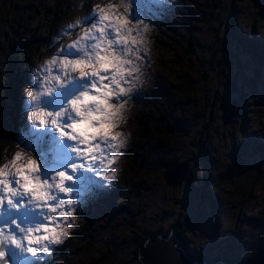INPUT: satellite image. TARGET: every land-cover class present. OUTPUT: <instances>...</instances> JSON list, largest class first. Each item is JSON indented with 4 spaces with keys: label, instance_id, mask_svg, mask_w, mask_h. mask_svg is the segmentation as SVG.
<instances>
[{
    "label": "rangeland",
    "instance_id": "obj_1",
    "mask_svg": "<svg viewBox=\"0 0 264 264\" xmlns=\"http://www.w3.org/2000/svg\"><path fill=\"white\" fill-rule=\"evenodd\" d=\"M52 1L57 2V0H48L45 4L39 2L26 4L36 14L32 22L26 26L20 23V20H25L28 16L27 10L21 8L24 2L16 1L14 6L18 9L7 16L16 26H19L18 30L14 31V35L18 37L8 46L9 42L6 40L10 33L5 31L0 37L2 50L0 70L9 63L7 53L12 56L16 54L14 51L16 46L24 40L37 39L41 34L44 37V45L37 46L33 51L32 59L21 66L19 75L22 86L28 83L27 72L33 61L48 55L44 48L51 36L56 33L58 25L76 14L71 11L72 0H58L60 9L62 11L69 9V12L67 14L61 12V16L47 36V30L42 28L51 18L44 17L47 16L44 11L51 6ZM214 1L176 0L171 9L165 8L164 12L157 16L140 11V7H147L146 0L142 2L134 0V3L137 13L158 25L152 37L153 39L155 37L153 48L159 44L160 36L165 38L173 36L168 29L171 32L176 30L178 41L184 33V28L187 29V18L207 20L199 27L200 30L197 28L193 31V27L191 31L183 35L198 48L200 44L207 47L209 42L211 43V37L203 30L205 27H212L210 20H215L208 17V8ZM225 3L227 2L224 1L223 5ZM234 3L235 10L232 16L229 7L225 10V24H220L217 30L219 37H223V42L226 43L225 47L220 46V50L213 55L219 62L215 63V70L222 75L220 78L223 79L218 78L207 85H195L193 75L190 74V77H187L194 86L186 87L187 91L189 89L186 99L174 96L179 100L173 99L169 103L178 106L177 114L173 117V124L177 129L175 136L168 134L162 128H154L156 122L153 118L154 112L151 110L159 109L157 112L160 113V108L167 105L157 87L162 84L164 78L166 81L172 77L175 78L173 81L179 79L182 70L168 62V49L171 47L169 41L165 45L166 54L159 51L160 45L155 48V82L152 86L146 85V91L134 97L139 105L138 110L134 109V122L129 125L134 129L133 143L129 151H133L134 154L129 155V151L125 154L124 174L115 189L103 195L95 203H91L90 200L89 206L81 213L83 219L80 221L79 230L73 233L72 238L64 246L57 249L59 257L65 264H135L133 262L135 260L132 259L133 240L131 242L128 234L123 232H126L127 227L136 224L135 228L141 233H146L144 229L148 225H157L166 233L168 228H164L162 224L167 222L166 217L170 218V213H173L170 204L174 201L175 194L181 199L174 208H180L178 213L180 228L177 230L175 228L178 226L174 227L171 224L172 235L175 242V234L182 235L184 243L188 240L187 251L194 253L193 259H190L187 252L186 255L193 263L226 262L227 257L230 259L245 257L250 251L248 248L254 246L259 241V237L264 235V180L259 182L255 177L259 167L261 165L264 167V157L260 160V152L257 150L251 153L242 151L241 159L231 156V154L234 156L237 151V144L242 146L253 138L260 143L258 141L261 140L260 137L264 139V0H234ZM196 5L203 7L204 15L199 13V9L190 11ZM221 17L222 15H218L219 19ZM16 18H19V21H16ZM231 21L235 22L236 26L233 31L229 26ZM163 25L164 33H160ZM155 31L158 33L154 36ZM200 32L202 34L199 35ZM45 36H47L46 40ZM201 61L204 63L208 61L204 53H201ZM8 83V81L1 83L0 78V89L4 94L6 89L4 86ZM198 85L202 88L203 96L208 93L207 99L209 98L208 102L212 106L215 105L214 99H218L219 102V106L212 107V113L209 112V107L204 110L203 117L208 116L210 120L208 129L211 138L199 148H197L196 140L201 144V139L198 137L202 129L198 117L200 107ZM20 88L16 89L17 104L13 103V109L10 112L5 107L9 99L6 104L0 100V130L1 127L5 129L0 131V139L4 140L0 151L5 147L10 148L12 140L19 136L22 127L26 130L20 111L22 99ZM181 101L185 104L183 102L182 105ZM240 104H245L244 111L239 108ZM246 107L248 110H245ZM149 112L150 119L148 118L147 121L145 116L149 115ZM4 119L11 121V129L12 123H15L13 133L6 134L8 121L5 123ZM237 125L241 139H236ZM139 126L143 128L147 126L146 136L142 137L143 131ZM154 130L161 133L154 136ZM187 146L197 149L193 154H187L185 153ZM198 153V162L193 163V157H196ZM257 154L258 157H256ZM164 163L170 169L174 165L177 166L178 172L172 179L178 186V191L163 189V182L159 179V175L164 173L161 170ZM187 163H192L191 175L187 171ZM224 168L225 175L220 178L219 173ZM76 179L78 183L83 184L92 182V177L88 174H81ZM135 183H138L137 187H133ZM132 188L134 191H130ZM245 195L248 198H245ZM15 215L23 218L25 213L21 211ZM124 220H128L125 223L126 228L123 227ZM2 222L3 217H0V223ZM166 225L169 226L167 223ZM121 228L125 230L121 231ZM120 232L123 238L119 239ZM169 233L170 231L163 239H166ZM151 238L144 239L141 236L140 241H143V244L139 247H144V242ZM198 256L201 261L196 262ZM55 264H60V261L57 260Z\"/></svg>",
    "mask_w": 264,
    "mask_h": 264
},
{
    "label": "clouds",
    "instance_id": "obj_2",
    "mask_svg": "<svg viewBox=\"0 0 264 264\" xmlns=\"http://www.w3.org/2000/svg\"><path fill=\"white\" fill-rule=\"evenodd\" d=\"M153 3L171 9L176 0ZM71 11L20 88L26 130L0 151V264H65L57 249L79 230L90 200L120 182L134 97L155 82L158 25L134 0H72ZM81 174L92 182L78 183Z\"/></svg>",
    "mask_w": 264,
    "mask_h": 264
},
{
    "label": "trees",
    "instance_id": "obj_3",
    "mask_svg": "<svg viewBox=\"0 0 264 264\" xmlns=\"http://www.w3.org/2000/svg\"><path fill=\"white\" fill-rule=\"evenodd\" d=\"M16 1L24 2V5L21 8H24L27 10L28 16L26 17L25 20H20V23L21 24L23 23L26 26L27 24L32 22L33 17L36 15L34 13L33 9L26 6V4H32V3H36V2H39L41 4H45V3H47L48 0H0V37L3 36L5 31H8V33H10V35H8V38L6 40L7 42H9L7 44V46L12 44L18 37V36L14 35V31L18 30L19 26H16L13 23V20H11V18L7 17L9 15V13H11L13 10L15 11L16 9H18L16 6H14ZM224 1H226L227 3H225L223 5ZM232 2H233V6H231ZM58 4H60L58 2V0H57V2L52 1L51 6L47 7V9L44 11L45 14L47 13V16H44V17H50L51 18V20L49 22H47L46 24H44V26L42 28L43 30L44 29L47 30V36L49 35L50 29L52 28V26L58 21L59 17L61 16V12L65 13V14H67L69 12V9L62 11L60 9L61 7H59ZM234 6H235L234 0H231V3H230V0H215L214 2H212V5L209 6L208 17L214 18L216 21L210 20L212 22V27H210V28L204 26L205 28H204L203 32L204 33L207 32L209 37H211V43L209 42L207 47H203L200 44V46L197 48L194 44H192L190 41H188L187 38H185L183 36L188 31H191V29L193 27H194L193 31H195L197 28L199 29V27L202 26V24H205L207 20L201 19V18H198L197 20H193L191 17L187 18V20H186L188 22L187 23V29L184 28V33L181 37L178 38V41L176 40V30L171 32V30L168 29L169 33H171L170 35H173L169 38H165L163 36H160L161 39L159 38V40H158V43H159L158 45H160L159 51L166 54L165 45H166L167 41H169L171 44V47L168 49V51H169L168 62H170L172 65L180 68L182 70L181 71L182 74H181V77L175 81H173V79H175L174 77H172L168 81H166L164 78V81L162 82V84L157 87V88H159L158 91H160V94H163L167 105L162 107V109L160 108V113L157 112V111H159V109L158 110H156V109L151 110L154 112L153 118H154V121L156 122V126H154V128H162L168 134H171L173 136L177 135L176 126L173 124V117L177 114L176 111H177L178 106H177V104H173V105L169 104L173 99H174V101L179 100V99H175L174 96H177L179 98L180 97L185 98L187 95V92H189V89L187 91L186 87H193L194 84L195 85H197V84L207 85L211 81H214V80L222 77V75L215 70V63H219V62L217 61L216 56H213V55L216 54L220 50V46L223 45V47H225L226 43L223 42L224 41L223 37H219L217 30L219 29L220 24L221 25L225 24V21H226L225 10L229 9V7H230V14L232 16L233 11L235 10ZM14 7H15V9H14ZM139 9H141L140 10L141 12H144L143 7H140ZM196 9H199V13L201 15H204L205 12H203V7H200L198 5L194 6L193 9H190V11L193 12ZM218 15H222V17L219 19ZM16 21H19V18H16ZM229 26L231 28V31H233L234 27H236L235 22L233 23V21H231ZM155 32L156 33L154 34V36L158 33L157 31H155ZM200 34H202V33L200 32L199 35ZM47 36H45V40L47 39L46 38ZM43 38L44 37L41 34L37 39L24 40L20 45H18L14 48V51L17 55L14 54V56H12V54L7 53V58L9 59V63L6 66L4 65L5 67L3 66V68L0 70V74H1L0 78H1V83H7V81L9 82L7 85L4 86V89L5 88L6 89H5L4 98L2 99L5 104L7 103L8 99H9V102L5 105L6 110H8L9 112L13 109V103L17 104L16 89L22 87L21 76L19 75V72L21 71V68H22L21 66L26 64L30 59H32V55L34 54L33 51L37 46L41 47L44 45L43 44ZM153 40H154V44H155V37ZM181 41H183V43ZM158 45H155L153 50H155V48H158ZM201 53H204L205 57L208 59V61H206V63L201 61ZM1 54H2V50L0 49V55ZM18 56H20V57H18ZM164 68L165 67L163 66V69ZM218 69H220V68H218ZM210 72H212V73L210 74ZM190 74L193 75L194 84H192L189 81V79L187 78L188 76L190 77ZM167 75L168 74H166V76ZM222 79L223 78H220L219 80H222ZM252 84H254V82H252ZM166 89H167V91H165ZM201 89L202 88L199 86V96H200L199 106L200 107H199V111H198V117L201 121L200 126H201L202 130H201V134H199V137H198L199 139H201L200 140L201 144L195 139L196 143H197V148H199L200 146H203L211 138V133L208 129L209 125H210V120H209L208 116H207V118L203 117V114L205 113L204 110H206V107H209V109H210L209 112L212 113L213 112L212 107H216L217 105L219 106L218 99H214L215 105L212 106V104L208 102L209 98L207 99L208 93H206L203 96ZM190 98H192V97H190ZM183 102L181 101L180 103H182V105H183ZM184 104H185V102H184ZM233 107H235V106H233ZM244 107H245V104L239 105V108H241V110H243V111H244V109H243ZM245 110H248V108L246 107ZM150 112H149V115L145 116L147 121L150 119ZM7 121H8V130H7L6 134L7 133H13L15 123H12L13 126L11 129V121L4 119L5 123ZM139 128L141 131H143V132H141L142 137L146 136L147 135L146 134L147 126H144V128L139 126ZM237 129H238V131H237L238 136L236 139H241L242 136H241V133L239 131L238 125H237ZM2 130L5 131V129L1 127L0 131H2ZM153 132H154V136H157V135H159V133H161V132H158V130H154ZM166 132H164V133L166 134ZM260 139L261 140H258L260 143H257L256 138H253V139H250L248 141V143H246V144L244 143L242 146L237 144L238 149L235 152L234 156H233V154H231L232 158L235 157V159H241L242 158V151L247 152V153H251L254 150L255 151L257 150L260 152L259 155H260V160H261L264 157V139L262 137H260ZM2 142H4V140L0 139V147L2 146ZM245 145H248V146H245ZM197 148L187 146L185 153H187V154L192 153L193 154ZM128 154L133 156L134 152L129 151ZM198 156H199V153L196 157H193V163L198 162ZM256 157H258V154L256 155ZM260 164H262V163H260ZM186 165H187V171L191 175L192 174V170H191L192 163L191 164L187 163ZM261 166L259 167V170L255 174V177L259 180V182H262L264 180V172H263L264 167H261ZM161 170L164 171L163 167L161 168ZM162 171H161V173H162ZM225 172H226V169L224 168L219 173L220 178L224 177ZM159 179L162 180V182H163L162 187L165 191H169V190L178 191L179 190V189L177 190V188H178L177 185H175V186L167 185L164 181L165 179L163 177V174L159 175ZM137 186H138V183H135V185L133 187H137ZM130 191H134V188H132ZM203 197H205V196H203ZM245 198H248V196L245 195ZM173 200L174 201H171V204H170L171 210L173 213H170L171 217L170 218L166 217L165 220L167 222L162 224L164 228H168L166 233L163 232L162 229L160 230L157 227V225L145 226L144 231L146 233H144V232L141 233V231L139 229L135 228L136 224L132 225L130 227H127V224H125V223L128 220L127 221L124 220L123 223L125 226H123V227L124 228L127 227V229L125 230V229L121 228V231L125 230L126 232H123V233L128 234V237L130 238L131 242L133 240L132 259L135 260V261H133L135 264H141V262H139V260H138V255H137L139 245L143 244V241H140L141 236H143L144 239L155 237V235L156 236L159 235L160 237L165 238L166 235L168 234V232L170 231V228H172L171 224L174 227L178 226L177 228H175L177 230L180 228L179 223H178V213L180 212L179 211L180 208H177V209H174V208L179 203V201H181V199L179 196H177L175 194L173 197ZM166 223L169 224V226H167ZM154 228H156V229L154 230ZM135 234H140V236H135ZM175 236H176V241H177V243H179L180 247L183 250H185V252H187L190 259H193L192 257L194 255V253H189L187 251V249L189 247L188 246V240H186V243H184V237L182 235L175 234ZM120 238H123V237H121V232L119 234V239ZM136 242H137V244H136ZM130 244H128V246H130ZM262 246H264V235H262V237L261 236L259 237V241L254 246H251L248 248V250H250V251H248V254H246L245 259L251 257L253 255V253L258 248H261ZM55 262L56 261H54L53 264H55ZM226 262H230V258H228V260Z\"/></svg>",
    "mask_w": 264,
    "mask_h": 264
},
{
    "label": "water",
    "instance_id": "obj_4",
    "mask_svg": "<svg viewBox=\"0 0 264 264\" xmlns=\"http://www.w3.org/2000/svg\"><path fill=\"white\" fill-rule=\"evenodd\" d=\"M264 165V159H263ZM164 181L169 186H174L175 182L173 181L171 169L167 164L163 165ZM184 170V169H183ZM178 172V170H174ZM181 175L179 176V178ZM176 181V179H175ZM168 242H175L172 231L170 228L169 236L166 239H161L160 236H156L151 239H147L144 242V247H138L137 255L138 260L141 264H203V262L193 263L189 261L185 250L181 247L176 250L171 247V244ZM177 243V241H176ZM176 251H179L180 255L177 259ZM208 264H221L220 262H213ZM236 264V263H232ZM241 264H264V248H258L251 257H249L245 263Z\"/></svg>",
    "mask_w": 264,
    "mask_h": 264
},
{
    "label": "flooded vegetation",
    "instance_id": "obj_5",
    "mask_svg": "<svg viewBox=\"0 0 264 264\" xmlns=\"http://www.w3.org/2000/svg\"><path fill=\"white\" fill-rule=\"evenodd\" d=\"M162 13V12H161ZM164 29H165V27H164V25H163V27H162V30L160 31V33H164ZM186 159L188 160V158L186 157ZM165 164V163H164ZM163 164V165H164ZM163 165H162V167H163ZM223 256H225V255H223ZM223 256H221V257H223ZM246 257V256H245ZM245 257H240V258H232V259H230V262H220L221 264H232V263H236V264H241V263H245V261H246V259H245ZM219 258H220V256H219ZM226 259H228V257L226 258ZM212 259H210V261H211ZM196 261V260H195ZM198 261H201L200 260V257L198 256V259H197V261L196 262H198ZM213 263V262H212Z\"/></svg>",
    "mask_w": 264,
    "mask_h": 264
},
{
    "label": "bare ground",
    "instance_id": "obj_6",
    "mask_svg": "<svg viewBox=\"0 0 264 264\" xmlns=\"http://www.w3.org/2000/svg\"><path fill=\"white\" fill-rule=\"evenodd\" d=\"M176 169H177V166L176 165H174V166L171 167V173H172V177L173 178H175V172H174V170H176Z\"/></svg>",
    "mask_w": 264,
    "mask_h": 264
}]
</instances>
